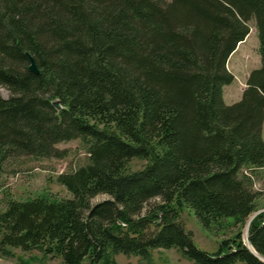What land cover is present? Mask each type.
<instances>
[{"label": "trees", "instance_id": "trees-1", "mask_svg": "<svg viewBox=\"0 0 264 264\" xmlns=\"http://www.w3.org/2000/svg\"><path fill=\"white\" fill-rule=\"evenodd\" d=\"M252 19L261 67L227 105V64ZM1 88L0 173L65 158L57 146L74 140L88 155L58 177L71 197H5L2 250L62 264L172 249L195 264H264L252 252L264 258L261 195L244 173L264 168V0H0ZM134 159L147 163L132 172ZM186 208L205 230L239 231L201 250L179 222Z\"/></svg>", "mask_w": 264, "mask_h": 264}, {"label": "rangeland", "instance_id": "rangeland-1", "mask_svg": "<svg viewBox=\"0 0 264 264\" xmlns=\"http://www.w3.org/2000/svg\"><path fill=\"white\" fill-rule=\"evenodd\" d=\"M250 34L239 48L230 57L227 69L234 76V82L224 87V100L227 105L239 102L245 89L247 80L252 71L261 67V56L259 53L260 42L256 28V21L252 19L248 23ZM0 94L8 98V90L1 88ZM264 138V126H263ZM60 150H66L67 156L62 159L20 158L8 163L0 173V212L5 208V197L8 195L19 201L34 199L43 195L57 196L60 198L71 197L70 193L58 182L59 175L74 171L88 163V155L81 140L62 143L57 146ZM146 161L134 159L129 164L132 172L145 167ZM244 173L251 179L255 192L260 193L258 202L259 212H264V168L249 170ZM106 196H99L95 203L105 200ZM157 201H153L154 204ZM149 207V205H148ZM186 230L192 232L195 245L201 250L213 253L217 251L223 240L231 238L239 231V227H229L221 230L208 231L199 223L198 219L190 209H184L179 219ZM244 238L247 242V228L243 229ZM109 262V263H108ZM195 264L176 249L155 250L149 262L140 257L112 255L103 264ZM0 264H62L61 259L44 257L38 251L24 252L18 248L2 250L0 248ZM85 264H88L86 262ZM242 264V263H239Z\"/></svg>", "mask_w": 264, "mask_h": 264}, {"label": "water", "instance_id": "water-1", "mask_svg": "<svg viewBox=\"0 0 264 264\" xmlns=\"http://www.w3.org/2000/svg\"><path fill=\"white\" fill-rule=\"evenodd\" d=\"M27 58L30 62V66H29V70L34 73V74H39L40 71H39V68L34 60V58L32 57L31 54L27 53ZM53 106L57 109V110H61L62 109V106H61V103L60 101H54L53 102ZM247 242H248V239H247ZM252 252L255 254V256L258 257L259 260H261L262 262H264V258L260 257L254 250H252Z\"/></svg>", "mask_w": 264, "mask_h": 264}]
</instances>
